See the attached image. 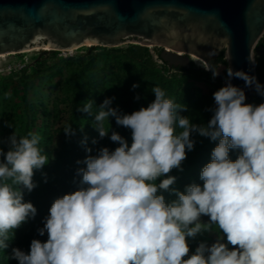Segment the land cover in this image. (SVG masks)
<instances>
[{"label": "clouds", "instance_id": "obj_1", "mask_svg": "<svg viewBox=\"0 0 264 264\" xmlns=\"http://www.w3.org/2000/svg\"><path fill=\"white\" fill-rule=\"evenodd\" d=\"M201 66L213 79L219 75L206 62ZM226 72L228 82L213 93L215 106L208 109L212 115L206 125L181 115L187 107L166 98L160 87L152 88L154 101L131 114L111 107L114 98L105 99L94 116L95 130L101 139L107 137L104 122L114 117L118 126L131 130V145L112 131L110 140L119 147L101 148L78 161L85 165L77 170L78 190L55 199L37 229L40 236L47 234L46 242L33 239L27 253L13 248L11 259L18 264H264V103H245L243 89L230 81L242 79L261 96L264 85L245 72ZM93 104L77 111L92 116ZM64 133L75 134L71 125ZM193 134L218 144L200 172L202 187L193 183L181 192L172 187L176 177L170 173L183 171L195 147ZM39 142L31 132L0 138V249L9 247L10 232L14 236L37 214L24 201V190L37 187L34 171L49 163ZM233 150L239 153L234 161ZM160 192L176 199L166 202ZM213 226L221 234L217 241L200 242L190 254L189 239Z\"/></svg>", "mask_w": 264, "mask_h": 264}, {"label": "water", "instance_id": "obj_2", "mask_svg": "<svg viewBox=\"0 0 264 264\" xmlns=\"http://www.w3.org/2000/svg\"><path fill=\"white\" fill-rule=\"evenodd\" d=\"M263 34L264 0H0V55L6 56L132 44L163 48L161 63L188 72L199 69L192 57L203 68L223 52L219 75L231 68L264 85L252 62ZM255 53L264 56V49ZM219 75L226 86L228 76ZM230 82L246 101L255 92L242 79Z\"/></svg>", "mask_w": 264, "mask_h": 264}, {"label": "rangeland", "instance_id": "obj_3", "mask_svg": "<svg viewBox=\"0 0 264 264\" xmlns=\"http://www.w3.org/2000/svg\"><path fill=\"white\" fill-rule=\"evenodd\" d=\"M129 45L97 49L91 54L90 48L82 47L69 51L32 49L16 55H0V138H7L14 131L18 137L27 136L30 132L39 135L38 147L40 150L41 147L48 150L45 156L49 163L45 166H49L65 136L64 130L69 125L74 126L71 116L78 100L77 86L81 87L79 77L83 81L84 96L80 97L83 106L94 102L92 116L84 113L76 129L80 144L85 138L86 143L95 139L97 131L94 128V116L98 114L99 106L105 99L114 98L111 107L118 108L122 114H131L147 107L152 102L153 76L140 65L123 57L122 50ZM145 48L155 63L162 65L154 48ZM89 54L96 55V59L85 67L82 64L87 63ZM261 57L264 56H258L253 51L254 61ZM40 59L51 68L35 75L36 64ZM192 59L195 67L201 68L197 59ZM155 71L162 73L158 67ZM170 73L162 75L165 77ZM178 79L179 82L172 86L169 99L181 107H187L188 110L181 115L187 116L192 123L203 124L210 120L212 113L208 109L215 106L213 93L217 91V82L193 76H179ZM134 84L139 87L133 89ZM5 122L12 128L6 127ZM104 128L109 135L100 139L109 147L117 144L110 140L112 131L122 137L126 131H130L118 126L114 117L104 122ZM127 142L131 145V133ZM3 147L7 151V147ZM200 182L203 181L196 176L186 185ZM201 220L207 223L209 218L204 216ZM219 235V230L213 226L211 232L199 235L194 240L189 239L190 253L195 251L200 242H207L208 245L216 242Z\"/></svg>", "mask_w": 264, "mask_h": 264}, {"label": "trees", "instance_id": "obj_4", "mask_svg": "<svg viewBox=\"0 0 264 264\" xmlns=\"http://www.w3.org/2000/svg\"><path fill=\"white\" fill-rule=\"evenodd\" d=\"M260 48L264 49V37H262L255 51H258ZM97 49H104L102 47H91V52H94ZM87 63L81 64L85 67H88L89 63H93L96 59V55H90ZM122 55L125 59L130 62L140 65L145 71L149 72L153 76V87H160L166 94V98L169 99V93L171 92L173 84L179 82V76H193L198 79H203L207 81L217 82L216 90H219L221 87H224L220 79H213L211 71H205L203 68L198 70H190L188 72L179 69V68H170L165 63L162 65H157L155 61L147 53V48L140 47L138 45H129L124 50H122ZM155 55L158 57V52L155 51ZM160 60V59H159ZM225 61L223 59V52H221L213 65V68L217 70L221 65H224ZM256 66V76L257 78L264 77V57L255 60ZM35 75L41 74L51 67L46 64L43 59H40L36 64ZM159 68L162 73H169V76H163L162 73L155 71L156 68ZM227 72L223 71L220 74V77H226ZM78 81L81 83L80 86H77L78 91V100L75 104V109L73 110L71 120L73 121L74 126L72 129L75 134L70 136H64L59 150L56 154V157L49 166H44L40 170L34 171L33 182L37 184V187L30 193L27 190H24V201L31 202L34 207L37 209V214L34 218H30L26 223L22 224L18 229L14 230V236L12 232L9 233V247L5 250L0 249V264H18V261L11 259L12 249L19 248L20 250L27 253L30 250V244L33 239H38L41 242H46L47 234L40 236L37 232V229L43 227V221L49 214V209L53 201L57 198L64 196L65 194L74 192L78 190L79 181L81 177L77 175V170L79 168L85 167L82 163H77L78 161H83L88 155H97L99 149L107 147L110 151H114L115 148L119 147V144H116L113 147L107 146L103 141H101L98 132L95 133V140L97 143L93 144L91 140L86 144H80L77 139L76 129L79 126L80 119L82 118V112L77 111V108L83 107V101H81L82 96H84L83 91V81L79 77ZM152 92V90H151ZM155 96L152 93V101H154ZM247 104L259 105L264 103V96L259 95L256 91L252 94L250 99L246 101ZM209 120H206L203 125H206ZM194 124H200L195 123ZM182 131L181 129L177 132ZM131 130L126 131L123 138L128 139ZM192 139L196 141L193 151L187 153V159L183 162L182 168L183 171L173 170L170 175L176 177V183L172 186L173 188L183 192L189 181L193 177H200V172L202 168L210 162L211 153L214 147L217 146L218 141H211L208 138L200 137L197 134L192 135ZM46 147H41V154L45 155L48 152ZM86 148L91 149L89 153L86 151ZM238 151H230V159L235 160L238 156ZM166 178V177H165ZM160 181L158 180L157 183ZM11 184V181L9 182ZM202 187L203 182L195 183ZM14 189L18 186L11 185ZM165 197L166 202H171L176 199V197L169 192H160ZM194 252V251H192ZM191 254V253H190Z\"/></svg>", "mask_w": 264, "mask_h": 264}, {"label": "flooded vegetation", "instance_id": "obj_5", "mask_svg": "<svg viewBox=\"0 0 264 264\" xmlns=\"http://www.w3.org/2000/svg\"><path fill=\"white\" fill-rule=\"evenodd\" d=\"M156 52H158V57L163 52V48H154ZM216 61V58L210 61V66L213 67L214 63ZM192 67H195L194 60L191 58ZM163 64V63H162Z\"/></svg>", "mask_w": 264, "mask_h": 264}, {"label": "bare ground", "instance_id": "obj_6", "mask_svg": "<svg viewBox=\"0 0 264 264\" xmlns=\"http://www.w3.org/2000/svg\"><path fill=\"white\" fill-rule=\"evenodd\" d=\"M42 49V48H41ZM48 50V49H47Z\"/></svg>", "mask_w": 264, "mask_h": 264}]
</instances>
